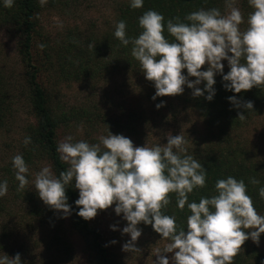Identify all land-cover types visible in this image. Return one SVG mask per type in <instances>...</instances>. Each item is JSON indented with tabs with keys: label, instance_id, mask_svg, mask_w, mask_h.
<instances>
[{
	"label": "clouds",
	"instance_id": "9594fccd",
	"mask_svg": "<svg viewBox=\"0 0 264 264\" xmlns=\"http://www.w3.org/2000/svg\"><path fill=\"white\" fill-rule=\"evenodd\" d=\"M0 2L11 8L15 0ZM235 3L236 0H225V14L218 8H201L186 15L187 22L176 17L175 21L168 19L166 25L161 13L148 10L139 17L142 31L133 38L127 35L125 21L116 25L114 36L123 46L132 45L131 55L139 62L145 78L154 83L153 100L181 95L187 85L193 89L194 97L207 92L206 99L212 101L217 74L222 75L225 89L236 94L264 86V0H248L252 11L244 31L240 28L244 18ZM143 6L144 0H130L132 9ZM224 60L230 67L227 74ZM205 65L207 70H202ZM204 82V89L198 87ZM229 100L238 109L253 110L251 101L241 103L235 96ZM163 105L162 101L156 107ZM245 118L243 112L239 113V120ZM30 142V137L24 141L25 145ZM186 144L182 135L171 134L167 144L153 147H135L130 138L111 132L93 144L76 141L69 135L57 145L60 160L68 168L57 176L50 167H43L35 174L34 188L45 205L67 215L71 206L66 189L74 181V188L79 190L77 214L85 220L94 219L100 210L115 204V213L123 214L128 222L122 230L130 236L123 245L125 252L140 251L136 247L142 235L138 225H151L167 241L153 264H170L163 253H174L172 264H234L245 241L251 239L259 244L264 234V216L255 209L245 181L232 176L218 179L211 197L190 202L189 195L206 186L207 170L187 154ZM12 166L19 182L17 191H23L30 183L29 167L19 154L13 157ZM250 183L258 185L260 181L252 178ZM7 192V181H0V198ZM170 194L175 195L180 210L187 207L190 213L187 231L178 229L175 216L162 211L171 202ZM259 196L264 198V187L259 188ZM112 230L117 228L112 226ZM0 264H22L21 256L17 253L12 258L3 253Z\"/></svg>",
	"mask_w": 264,
	"mask_h": 264
},
{
	"label": "rangeland",
	"instance_id": "374dc122",
	"mask_svg": "<svg viewBox=\"0 0 264 264\" xmlns=\"http://www.w3.org/2000/svg\"><path fill=\"white\" fill-rule=\"evenodd\" d=\"M123 1L45 0L42 4L37 31L54 47L51 58L54 66L46 57L42 80L50 90L53 107L59 113L66 112L71 116L69 123L59 131V140L71 135L76 141L85 140L93 144L111 132L130 138L135 147H153L167 144V136L171 134L184 137L187 153H206L209 137L217 131L208 127L191 102L187 103L189 94L185 87L181 95L153 100L156 92L154 83L148 81L143 72L134 73L123 68L116 72L99 69L88 77L77 72L69 74L70 70L64 74L63 66L66 69L71 67L66 63L67 59L74 58V49L71 52L67 50L71 38L79 43V39L85 41L94 37V40L109 33L110 27L114 26L116 7ZM235 6L243 15L244 22L240 28L244 31L252 9L248 0H236ZM15 32L0 25V74L13 101L9 120L0 129V181L8 183L7 195L0 198L7 209V212L0 213V233L5 231V227L9 229L8 237L0 240V255L5 253L13 258L19 253L23 264H92L83 239L72 228L69 214L50 209L34 188L36 173L45 166L50 167L53 173L54 170L48 160L34 158L29 161L25 157L26 130L35 122V117L19 49L20 35ZM42 57L39 58L40 65ZM222 63L224 68H229L227 60ZM162 101L164 105L157 109L156 105ZM85 109L89 114L80 117ZM234 137L243 138L251 147L257 145L264 156V115L236 131ZM18 154L23 156L29 167L27 178L30 183L23 191H17L19 182L12 166V159ZM6 168L11 169L14 177L9 173L4 177L3 169ZM114 208L115 204L100 210L90 220L102 231L106 246L123 264H153L156 254L164 251L167 241L162 240L159 233L138 225L142 235L136 247L140 251H123V245L130 240V236L122 232L128 222L123 214L118 216ZM112 226L117 230L113 231ZM261 250L264 253V240ZM162 255L172 264L174 253Z\"/></svg>",
	"mask_w": 264,
	"mask_h": 264
},
{
	"label": "trees",
	"instance_id": "16d2710c",
	"mask_svg": "<svg viewBox=\"0 0 264 264\" xmlns=\"http://www.w3.org/2000/svg\"><path fill=\"white\" fill-rule=\"evenodd\" d=\"M42 7L40 0H15L14 6L11 8L4 7L0 2V25L16 31L15 33L20 35L19 49L26 70L25 79L30 91L35 117V122L29 125L26 130V138L30 137L31 142L28 145L24 143L25 157L29 161L34 158L40 161L48 160L55 175L59 176L61 171L68 168V165L60 160L57 152V145L60 142L59 131L63 125L69 123L71 116L66 112L59 113L53 107L50 90L42 80V67L45 58L47 57V61L54 66L51 61L54 47L37 31ZM201 8H218L222 14L227 11L225 0H144V6L140 9H132L130 0H124L116 7L114 26L110 27L109 33L102 34L94 40L92 39L94 37H89L85 41L79 39V43L75 38H71L67 50L71 52L74 49V58L67 59L66 63L71 67L66 69L63 66L64 74L70 70L69 74L77 72L79 75L88 77L99 69H112L116 72L123 68L134 73L142 72L139 62L131 55L132 45L129 44L125 47L114 36L116 25L121 20L125 21L127 35L129 38H133L142 31L138 23L139 17L148 10L161 13L165 17L166 25L168 19L175 21V18L179 17L181 21H184L186 15ZM165 35H168L166 31ZM37 55L38 59H36ZM41 56H43V61L40 65L39 58ZM202 70H207V65ZM229 71L230 67L224 68V74ZM183 74L187 75V70H184ZM189 79L194 81L196 78L189 77ZM215 80L216 95L212 101L206 99L207 92L204 96L194 97L193 89L188 88L187 85L184 86L189 94L186 99L187 103L191 102L192 106L202 115L208 127L217 131V134L212 133L209 137L206 153H187L197 159L207 170L206 186L195 189L189 195V201L199 202L202 196L211 197L215 194L216 181L232 176L237 180L245 181L248 195L252 198L255 209L258 214L264 216V198L259 196V188L264 187V156L257 145L251 147L243 138L239 140L234 137L236 131L243 129L253 119L264 115V86L254 87L236 94L225 89L222 75L217 74ZM4 82V78L0 74V129L9 120L13 102ZM205 84L206 82L198 87L204 89ZM232 96H235L241 103L251 101L254 105L253 110L248 112L244 108H236L229 100V97ZM241 112L246 116L244 120H239ZM87 114L89 112L85 109L79 116L84 117ZM3 170L4 177L7 173L14 177L11 169ZM252 178L259 180L260 184L250 183ZM68 187L66 195L68 204L71 206L70 223L83 239L92 258V264H123L117 255L106 246L102 231L94 227L90 220H85L77 214L79 208L75 201L79 198V190L74 188V181ZM170 195L171 202L162 211L166 215L175 216L178 229L184 228L187 231V216L190 213L187 207L183 211L180 210L176 206L175 195ZM5 211L7 212L6 205L0 199V213ZM139 225L155 232L151 225H146L143 222ZM8 235L9 229L5 227V231L0 233V240L6 239ZM263 240L264 234L261 235L259 244L254 243L251 239L245 241L240 252L234 257V264H264V253L261 250ZM8 256L10 257V255Z\"/></svg>",
	"mask_w": 264,
	"mask_h": 264
}]
</instances>
